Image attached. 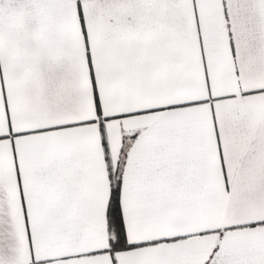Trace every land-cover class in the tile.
I'll list each match as a JSON object with an SVG mask.
<instances>
[{"label": "snow or ice", "instance_id": "obj_1", "mask_svg": "<svg viewBox=\"0 0 264 264\" xmlns=\"http://www.w3.org/2000/svg\"><path fill=\"white\" fill-rule=\"evenodd\" d=\"M0 264H264V0H0Z\"/></svg>", "mask_w": 264, "mask_h": 264}]
</instances>
